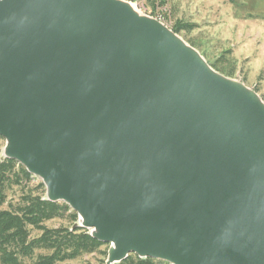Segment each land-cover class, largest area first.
Segmentation results:
<instances>
[{
	"label": "water",
	"instance_id": "1",
	"mask_svg": "<svg viewBox=\"0 0 264 264\" xmlns=\"http://www.w3.org/2000/svg\"><path fill=\"white\" fill-rule=\"evenodd\" d=\"M0 137L105 264H264V102L127 2L0 0Z\"/></svg>",
	"mask_w": 264,
	"mask_h": 264
},
{
	"label": "rangeland",
	"instance_id": "2",
	"mask_svg": "<svg viewBox=\"0 0 264 264\" xmlns=\"http://www.w3.org/2000/svg\"><path fill=\"white\" fill-rule=\"evenodd\" d=\"M119 1L130 4L140 16L164 25L198 52L216 73L244 84L264 102V0ZM5 147L6 140L2 138L0 158ZM40 182L35 177L33 185ZM44 190L46 197V187ZM20 195V189L14 188L8 192V200L16 203ZM46 226L71 227L72 223L55 219ZM109 248L106 244L98 252L59 264H105Z\"/></svg>",
	"mask_w": 264,
	"mask_h": 264
},
{
	"label": "trees",
	"instance_id": "3",
	"mask_svg": "<svg viewBox=\"0 0 264 264\" xmlns=\"http://www.w3.org/2000/svg\"><path fill=\"white\" fill-rule=\"evenodd\" d=\"M34 179L18 161L0 159V264H59L100 251L106 244L86 229H73L78 214L66 203L46 200L45 185H33ZM14 188L21 191L16 203L8 200ZM55 219H66L72 226H46ZM35 232L39 234L33 236ZM119 264L166 263L134 254Z\"/></svg>",
	"mask_w": 264,
	"mask_h": 264
}]
</instances>
